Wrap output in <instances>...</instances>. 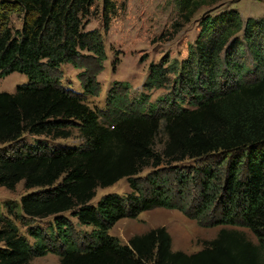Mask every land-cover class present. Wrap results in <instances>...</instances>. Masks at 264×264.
I'll return each mask as SVG.
<instances>
[{
  "label": "trees",
  "instance_id": "1",
  "mask_svg": "<svg viewBox=\"0 0 264 264\" xmlns=\"http://www.w3.org/2000/svg\"><path fill=\"white\" fill-rule=\"evenodd\" d=\"M98 1L0 0V76L28 77L15 92L0 91V144H16L0 150V186L14 191L23 182L27 193L16 206L31 219L53 217L57 230L47 236L29 226L31 243L0 214V264H31L50 252L60 264H263L264 16L243 19L233 8L213 13L229 0H176L175 29L205 10L201 30L179 64L150 66L145 87H165L175 75L177 95L191 97L193 108L174 99L168 109L145 96L130 101L124 94L128 84L116 82L101 110L86 103L101 93L97 77L107 59L102 32L87 29ZM101 1L107 29L117 6ZM14 9L23 14L21 28L10 25ZM67 63L81 70V91L63 83L61 67ZM74 128L84 139L81 146L23 140L26 134L66 139ZM161 134L166 141L159 149ZM186 159L208 162L184 173L179 167L160 168ZM149 167L156 169L141 182L136 175ZM172 171L178 186L172 185ZM123 178L130 193L110 192L93 203L98 188ZM191 182L200 185V193L188 209ZM158 207L178 209L202 225L245 226L259 243L245 231L223 227L203 249L188 254L173 249L164 226L128 243L110 234L120 219ZM7 208L15 215L13 205ZM67 212L92 227L82 240Z\"/></svg>",
  "mask_w": 264,
  "mask_h": 264
},
{
  "label": "rangeland",
  "instance_id": "2",
  "mask_svg": "<svg viewBox=\"0 0 264 264\" xmlns=\"http://www.w3.org/2000/svg\"><path fill=\"white\" fill-rule=\"evenodd\" d=\"M114 3L117 6V11L111 14L107 29L104 26L102 1L96 2L92 7L93 15L90 16L87 29H99L102 32L107 59L104 62V69L97 77L101 84V93L99 96L87 97L86 103L94 109H107V99L110 90L117 86L116 82H122L128 84V89H126L127 91L124 94L130 101H138L145 96L149 102H156L162 108L164 106V108L168 109V100L174 99L179 102V105L193 108L191 97L187 94L177 95L178 87L173 83L175 75H172L171 83L162 88L149 90L145 87V83L152 64L162 61L169 64H179L188 57L190 48L195 44V40L201 30L200 19L205 10L199 11L190 22L183 24L180 29L176 30L174 23L179 19L176 0H114ZM225 8L236 9L240 12L243 19L264 16V0H229L226 5L221 6L213 13ZM10 15V25L13 28H21L23 14L14 9ZM243 57L252 68L253 64L249 52L244 53ZM61 69L65 86L81 91L82 86L78 77L81 70L69 63L63 64ZM250 78H253V75ZM26 82H28L27 75L20 72H14L5 77L0 76V91L13 93L18 85ZM175 87L177 88L174 89ZM23 140L27 144H35L39 140L46 141L52 146L58 144L81 146L84 143V139L77 128H74L72 136L66 139H53L46 136L26 134ZM165 141L166 136L161 134L156 141L157 147L161 149ZM12 147L16 148L15 142L0 144V150ZM215 159L217 157H213L212 160ZM207 162L186 159L172 164L164 163L160 168L179 167V171L184 173L187 170L189 171L191 167H199ZM154 169L156 168H146L136 177L142 182ZM171 173L169 177L173 182L172 185L178 186V182L173 176L174 171ZM131 191L132 188L128 178H123L112 186L98 188L93 203H96L103 195L110 192H117L126 196ZM25 193H27V190L23 182H20L14 191L0 186V214L11 218L18 225L20 232L31 243L35 240L28 234L29 226L43 229L47 236L56 235L57 230L54 228L53 217L31 219L16 206ZM199 193L200 185L194 182H191L186 187L187 200L185 206L188 209L197 205ZM9 204L14 206L15 215L9 214L7 208ZM16 214L19 215L16 216ZM65 214L73 222L74 234L79 240H82V236L85 233L92 230V227L81 225L75 217L71 216L70 212ZM160 226L166 227L170 232L173 240V249L181 250L188 254L196 253L203 249L209 241L217 237L223 227L245 231L254 243H259L257 236L245 226L202 225L198 220L188 217L178 209H167L164 207L143 211L136 218L124 217L109 232L111 235L118 237L122 243H128L131 237L144 234ZM57 244H60V242H57ZM262 260L264 264V250ZM31 264H60L59 256L50 252L44 256L34 257Z\"/></svg>",
  "mask_w": 264,
  "mask_h": 264
}]
</instances>
